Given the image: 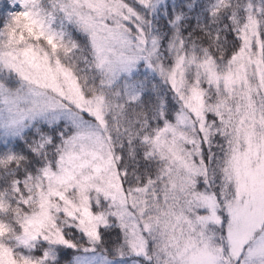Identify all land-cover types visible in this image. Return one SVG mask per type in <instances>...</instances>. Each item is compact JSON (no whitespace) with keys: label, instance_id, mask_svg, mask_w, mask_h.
<instances>
[{"label":"snow or ice","instance_id":"6c2138e0","mask_svg":"<svg viewBox=\"0 0 264 264\" xmlns=\"http://www.w3.org/2000/svg\"><path fill=\"white\" fill-rule=\"evenodd\" d=\"M0 264H264V0H0Z\"/></svg>","mask_w":264,"mask_h":264}]
</instances>
